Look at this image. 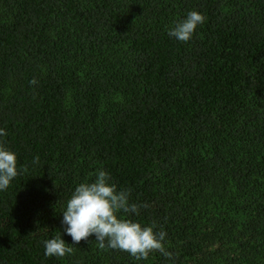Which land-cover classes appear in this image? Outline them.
<instances>
[{
	"label": "trees",
	"instance_id": "trees-1",
	"mask_svg": "<svg viewBox=\"0 0 264 264\" xmlns=\"http://www.w3.org/2000/svg\"><path fill=\"white\" fill-rule=\"evenodd\" d=\"M0 128L27 166L0 191V264H264V0H0ZM98 169L174 260L94 236L45 255Z\"/></svg>",
	"mask_w": 264,
	"mask_h": 264
},
{
	"label": "clouds",
	"instance_id": "clouds-1",
	"mask_svg": "<svg viewBox=\"0 0 264 264\" xmlns=\"http://www.w3.org/2000/svg\"><path fill=\"white\" fill-rule=\"evenodd\" d=\"M204 21L205 16L201 12L189 11L186 18L169 29V35L178 41L188 42ZM30 83L35 85L38 81L33 78ZM6 135V131L0 128V136ZM38 162L39 156L34 163ZM21 168L27 171V166L18 167L17 153L0 141V191L6 190L21 174ZM130 196L131 189H118L110 174L98 169L93 181L79 183L72 192L62 212V235L43 242L45 255L63 258L74 253L71 245H78L94 236L101 249L125 251L136 260H146L152 253L174 260L176 254L165 246L167 233L163 227L156 231L155 223L145 226L131 218L132 214L139 215L140 208L147 205L130 202ZM64 234L71 237V243L63 239Z\"/></svg>",
	"mask_w": 264,
	"mask_h": 264
}]
</instances>
